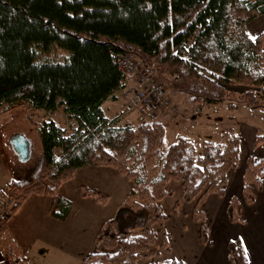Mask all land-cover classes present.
Masks as SVG:
<instances>
[{
  "label": "trees",
  "instance_id": "obj_1",
  "mask_svg": "<svg viewBox=\"0 0 264 264\" xmlns=\"http://www.w3.org/2000/svg\"><path fill=\"white\" fill-rule=\"evenodd\" d=\"M263 14L264 0H0V107L24 103L35 111L62 109L68 123L62 127L46 118L37 126L40 165L29 177L12 179L8 192L0 193L15 200L1 231L6 250L0 264L26 261L7 228L11 215L37 193L51 195L52 214L66 219L73 202L59 194V187L77 169L91 165L116 168L132 188L97 231L95 244L104 249L85 255L83 264H139L152 256L154 225L166 236L168 216L161 201L173 193L167 188L171 180L182 183L183 200L196 199L193 216L208 243L200 204L209 193L225 195L228 172L239 164V134L228 127L221 141H204L200 151L180 135L164 148V124H120L118 117L105 114L103 103L116 99L127 80L117 62L123 53L169 75L177 91L203 106L228 102L236 108L247 102L264 108V31L252 37L246 29ZM237 83L247 88L236 92L231 85ZM256 144L264 147L263 135H257ZM263 167L264 157L247 158V203L264 188ZM82 192L107 199L94 189L83 187ZM227 211L231 221L242 220L236 196ZM162 245L168 246L166 237ZM228 248L231 264H246L234 241ZM157 264L186 263L166 259Z\"/></svg>",
  "mask_w": 264,
  "mask_h": 264
},
{
  "label": "crops",
  "instance_id": "obj_2",
  "mask_svg": "<svg viewBox=\"0 0 264 264\" xmlns=\"http://www.w3.org/2000/svg\"><path fill=\"white\" fill-rule=\"evenodd\" d=\"M246 29L252 37L257 36L264 31V14L249 22L246 25ZM136 85L135 78L132 75H128L123 88L125 86ZM244 89V87H241V91ZM170 98L174 99V96H171ZM109 100H113L114 102L123 101L122 106L120 107L113 105L114 103L107 106L109 110L111 109L113 113L112 115H108L107 109L105 108V104ZM226 104L228 106V103ZM216 105L208 106L215 118L212 116L207 118L204 117V119L206 121L209 120L208 122L211 124H216L217 115L215 113L218 111ZM126 106V100L122 96L121 90L118 92L116 99H108L103 103L105 114L108 117H118L119 122L123 120L128 112ZM237 108L238 106L230 109L235 110ZM200 110H202V108ZM179 114L178 108L176 109L174 107L171 110L161 108L157 111L155 121L161 122L162 124H164V121L166 120L177 121L181 118V116L179 117ZM194 117L195 116H193V119ZM208 122L202 123L205 124V128L209 124ZM240 123L241 122L238 124L242 126L243 129L247 127V125L243 126ZM129 124L135 125L132 122ZM211 127L212 126L209 124L210 129ZM224 129L226 128L220 127L218 128V131L222 134ZM249 135L250 139L252 138L253 140V148L256 150L260 149L261 144H256L258 130L250 129ZM178 136H180V134L176 136L175 140ZM239 136V164L237 168L231 169L228 172L227 183L225 184V195L221 196L215 192L209 193L200 204V210L204 214V223L209 235L208 243H205L202 240L201 222L193 216L196 199L189 202L183 200L182 183L176 180L169 181L167 188H172L171 185L175 184L179 187L180 193L178 194V191L173 190L171 195L166 196L161 201L162 207L163 204H165L164 200L167 197H172L174 200L176 193L181 197L178 198L174 204L172 203L173 214L178 217L177 220L173 223L168 221L169 215L167 214L168 218L164 224V229L166 230V228H168L169 235L172 233H175L176 235L175 240L171 242V238L170 236H167L166 232L168 242V246L166 247L167 252H172L169 253L164 260H182L186 264H231L228 243L229 241H234L240 254L245 256L246 264H264V188L255 190L256 199L253 203H247L243 196L244 171L247 165V158L250 156L256 161L262 159L264 157V148L262 150L260 149V158L254 156L255 151L252 149L253 151L251 154L246 157V165L244 167L243 165L239 167L240 159H243L242 136L240 134ZM78 172H81L85 177L89 175H98L100 178V184L93 182L90 188L97 190L99 193L108 196H110L112 191H115L116 194L120 193L118 206L132 188L127 185V181L124 179V176L126 175L120 172L119 175L111 166L91 165L79 168L75 171L73 179L77 176ZM126 178L128 179L127 176ZM114 180L116 181L114 182ZM262 181L264 183V172ZM64 185L65 183H62L59 187V194L72 201L71 196L63 190ZM232 195L236 196L240 202L241 221L233 222L229 219L227 205ZM179 199L180 203L177 211H175V205ZM185 203H189L188 206L192 209L190 218L187 221L179 219L184 212L183 205H185ZM89 204L90 205H85V208L80 215H76L73 202L72 210L67 218L61 220L52 214L53 197L51 195L37 193L31 194L11 215L7 222L8 231L26 257L24 264H82L85 255L91 253V249L93 248L92 243L95 239L97 229L100 226L99 224L105 221L104 218H102L103 212L100 211L101 208L99 205L95 203V201H89ZM86 208L89 210L85 211ZM91 209H93L94 212ZM93 220V225H95L96 222H100L98 224L99 226L97 225L95 229L94 227L92 228L91 236L87 237V241H85L83 239L85 229ZM157 225L158 224L154 225V232H156ZM90 238L91 241L93 240L92 242L89 241ZM1 240L5 241L2 242L3 248L1 249L2 251L0 250V259L3 256V252L6 250L5 234L1 236L0 241ZM173 245H175V249H173ZM142 259L143 258L139 260V264ZM151 263L157 264L156 262Z\"/></svg>",
  "mask_w": 264,
  "mask_h": 264
},
{
  "label": "rangeland",
  "instance_id": "obj_3",
  "mask_svg": "<svg viewBox=\"0 0 264 264\" xmlns=\"http://www.w3.org/2000/svg\"><path fill=\"white\" fill-rule=\"evenodd\" d=\"M152 72L164 84L167 96H174V99H171L168 96L171 101V106L166 109L171 110L174 107L176 109L178 108L180 113L179 117L181 116V118H179L177 121H164L166 130L164 148L170 146V144L174 142L177 135L183 134L188 137L192 141V143H194L196 149L200 151L202 143L205 140H211L215 142L221 141V133L218 131V128H227L228 126H230L242 136L243 159H240L239 167H241L242 165L244 167L246 165V157L251 154V152L253 151L252 149H254L255 151L254 156L260 158V149L262 150L264 148L262 147L263 144L260 145V149L256 150L255 148H253V140L252 138L250 139L249 130L256 129L258 130V134L264 136L263 107L254 108L251 107L247 102H240L237 109L231 110L226 104L228 102H221L216 105L218 109L217 113H215L217 115L216 124H211L208 122L209 120L206 121L204 119V117L207 118L209 116L215 118V116L211 113V110H209L208 106H203L198 102L193 101L189 95L177 91L170 84L169 75L163 74L156 70H152ZM241 87L247 88V86L240 83L231 85V88L236 92H240ZM122 102H114L113 100L107 101L105 104L107 114H113L111 109L109 110L107 108L108 105L114 103L113 105L120 107L122 106ZM201 108L202 110H200ZM193 116H195L194 119ZM46 118H52L60 126L68 127L66 114L62 109H58L54 112H45L44 110L35 111L24 103H17L14 105L5 104L0 107V193L8 192L7 184L11 179H22L24 177H29L40 165L43 148L40 136L38 134L37 126L40 125V123ZM146 121H151V119L146 116L142 117L138 111L134 110L128 111L123 120H121L119 123L129 124L130 122H132L135 124L134 126H138L141 122ZM203 122H208L212 126L211 129L209 128V124L205 128V124H202ZM239 122H241L240 124H242L243 126L247 125V127L243 129L242 126L238 124ZM16 135H25L30 141V155L28 160L26 161H22L13 148L12 138ZM55 154L56 156H60L61 150L56 149ZM112 169L120 175L119 171L116 168L112 167ZM72 179L73 178L69 179L66 182H63L65 183V185L63 186V190L71 196L72 201L74 202L76 215H80L82 213L85 205H90L89 201H95V203L99 205V207L101 208L100 211L103 212L102 218H104V220L108 219L114 214L120 200V193L116 194L115 191H112L110 196H108L103 195L96 190L100 195L107 197L106 201H100L95 196L85 195L82 192L83 187L86 189H92L90 188V186L93 182L100 184V178L98 177V175H89L85 177L81 174V172H78L77 176H75L73 180ZM124 179L125 181H127V185L132 187V182L129 181L126 176H124ZM115 181L116 180H114V182ZM171 187L172 188L168 189L176 190L178 191V194L180 193V189L178 186L172 184ZM180 197L181 196L177 195L176 193L174 200L172 199V197H167L164 200L165 204H163V207L165 213L169 215L168 221H171L172 223L175 222L178 218L173 214L172 203L174 204L175 201ZM188 205L189 203H185V205H183L184 212L182 214V217L179 219L187 221L190 218L192 209H190V206ZM87 210L89 209L86 208L85 211ZM91 210L93 211V209ZM93 222L94 220L85 229L83 238L85 241H87V237L91 236L92 228L94 227L95 229L96 226L100 223L96 222V224L93 225ZM102 223L99 224L100 226L98 225L99 227L97 231L101 227ZM166 232L167 236H170L171 242H173L176 237L175 233L169 235L168 228H166ZM155 235L158 242L157 245L152 246L150 249L152 251V256L148 258L143 257V259L140 261V264H147L151 262L161 263L162 261H164L166 256H168V254L172 252H167V248L162 245L163 238L166 236L162 233V227H160V225H157ZM3 241L5 240L0 241V250L3 248ZM89 241H91V238ZM92 245L93 248L91 249V252L104 249L103 245H99L98 247L96 246L95 239ZM173 246V249H175V245Z\"/></svg>",
  "mask_w": 264,
  "mask_h": 264
},
{
  "label": "built area",
  "instance_id": "obj_4",
  "mask_svg": "<svg viewBox=\"0 0 264 264\" xmlns=\"http://www.w3.org/2000/svg\"><path fill=\"white\" fill-rule=\"evenodd\" d=\"M117 62L128 75H132L137 85L125 86L121 94L126 100L127 111H138L142 116L154 119L157 111L171 106L164 84L145 67L144 63L131 55L118 53ZM15 200L0 196V237L3 224L12 213Z\"/></svg>",
  "mask_w": 264,
  "mask_h": 264
},
{
  "label": "water",
  "instance_id": "obj_5",
  "mask_svg": "<svg viewBox=\"0 0 264 264\" xmlns=\"http://www.w3.org/2000/svg\"><path fill=\"white\" fill-rule=\"evenodd\" d=\"M14 150L22 161H26L30 155V141L25 135H16L12 138Z\"/></svg>",
  "mask_w": 264,
  "mask_h": 264
}]
</instances>
